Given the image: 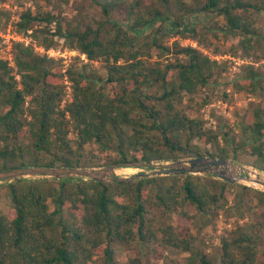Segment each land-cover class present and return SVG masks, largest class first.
Here are the masks:
<instances>
[{
  "label": "trees",
  "instance_id": "trees-1",
  "mask_svg": "<svg viewBox=\"0 0 264 264\" xmlns=\"http://www.w3.org/2000/svg\"><path fill=\"white\" fill-rule=\"evenodd\" d=\"M91 1L105 16L97 26L84 17L68 18L58 5L18 11L16 31L32 30L45 52L17 42L14 66L0 58V171L195 155L231 157L264 171V65L247 63L233 81L225 82L258 101L236 108L230 119L214 126L192 111L217 95L228 64L191 45L174 43L173 51L156 37L167 21L173 29H186L187 14L214 12L217 18L211 24H201L211 44L229 42L234 57L240 48L247 57L260 59L258 14L264 0ZM193 31L192 37L201 41L200 30ZM56 45L101 61L106 72L88 71L85 62H73L63 72L61 61L47 52ZM162 49L169 61H152ZM66 74L73 94L62 105ZM228 98L224 91L223 99ZM89 144L114 156L100 157L86 149ZM6 188L13 207L0 211V264H88L93 253H104L109 260L105 264H113L112 243L137 241L149 245L155 255L163 256L170 248L187 252L189 264H264V249L258 263L264 242V191L252 186L187 174L134 181L24 178L8 182ZM150 204L177 216L194 206L207 225L212 221L207 216L213 214L232 221L221 233L219 256L202 252L196 235H181L174 224L153 214ZM66 207L97 236L91 249L79 250L72 242L81 234L66 219ZM103 233L106 243L101 245L98 236Z\"/></svg>",
  "mask_w": 264,
  "mask_h": 264
},
{
  "label": "rangeland",
  "instance_id": "rangeland-1",
  "mask_svg": "<svg viewBox=\"0 0 264 264\" xmlns=\"http://www.w3.org/2000/svg\"><path fill=\"white\" fill-rule=\"evenodd\" d=\"M146 1V0H145ZM191 2L193 0H185ZM147 2V1H146ZM53 5H58L64 14L70 19H82L86 18L88 22L97 26L98 23L105 20V16L101 12L99 6L94 4L91 0H0V58H5L10 61V64L14 66V44L17 42H22L25 46H32L39 53H44V48L38 44L37 40L31 35L32 30L28 33L17 32L14 26V22L17 18V13L22 8L31 7L35 10L38 6L42 10H47L52 8ZM123 12V16L126 15ZM118 17H121L118 15ZM173 18V17H172ZM217 15L209 13L207 15H196L194 13L187 14L183 18V23L187 24L188 27L183 28V26L173 29L170 21L163 23L160 26L163 27L156 33V37L159 42L166 46H169L173 51H175L174 43H178L180 47L184 46H194L198 50L205 54H208L214 59L220 60V62H226L229 69L224 73L223 80L221 81V87L217 91V95L213 96L210 102L204 105H195L193 114H199L204 118H207L211 124L214 126L222 120L223 118L230 119L233 116V112L236 108L241 106H250L255 101H258L254 95H244L235 92L230 85L225 82L233 81L237 75L240 73L241 67L247 63H253L256 66L264 65V10L258 14L259 25L261 27V43L256 46V55L260 56L257 59L256 56L247 57L240 48H237L235 57L232 55L228 45L229 42L221 44L219 41L216 43L217 47L211 44L210 39L204 33L206 27H201V24L212 23L213 19H216ZM223 18H219V24H222ZM159 22L156 23L155 30H157ZM200 30L198 41L197 38H193L195 35L193 28ZM202 32V33H201ZM232 41V39H231ZM235 41H232L234 43ZM219 53H216V52ZM52 57L61 61L63 65V72L70 66L71 63L75 62L77 64L88 63V71L97 70L100 74H104L106 71L102 66L101 61H89L84 54H80L76 50H71L67 48H62L60 45H56L47 51ZM166 51L161 50L159 54L154 56L153 60H163L168 62V55L164 54ZM62 84L64 86V98L62 105L71 100L73 94L72 81L66 74L62 79ZM226 91L229 94L228 99H223V92ZM197 101H201L200 97H197ZM193 104V103H192ZM200 107L199 111L197 110ZM210 149V146H208ZM87 150H93L100 157L114 156L113 153L109 151L100 150L99 146L96 144H89L86 146ZM196 156V155H195ZM194 156H184L179 158H190ZM244 158V156H242ZM233 163L238 164L241 168L236 170L238 175L250 176L251 179H260L264 181V171L259 170L251 164L245 163L243 161L233 159L230 157ZM110 165V164H107ZM106 166L104 162H99L97 166ZM146 169H139L135 167H123L120 168L117 173L120 176H131L137 172ZM200 175V174H199ZM209 178H215L210 175H203ZM35 179H47L51 178H35ZM218 179V178H217ZM75 182V180H70ZM7 182L0 183V211L5 212L13 207L8 194V189L6 188ZM238 184H245L252 186L254 188L264 191L263 184L252 181V183L246 181H240ZM153 214L162 216L164 219L168 220L175 225L176 229L181 235L189 233L196 235L198 240L197 244L200 250L208 256L218 257L220 254V237L224 229L232 226V221H228L222 214L208 215V219H212L207 225L202 221L201 213L197 211L194 206L187 207V214L185 216H177L176 214L163 213L162 209L152 204L148 205ZM74 217H72V215ZM64 215L67 220L75 224L74 228L78 230L81 237L78 240H72V242L81 248L91 249L97 236L92 235L88 232L86 223L82 217H76L75 213H72L68 207L65 208ZM206 218V219H207ZM205 220V218H204ZM98 237L102 239L101 245L106 243V238L104 233L100 234ZM71 245V244H70ZM115 249L113 264H189V253L181 252L176 249H168L165 255H155L150 251L151 247L140 242H135L131 245H125L120 243H112L111 245ZM264 249V242L259 247L258 263H261L262 256L261 251ZM137 259L138 262H130L129 259ZM109 261L104 253H93L88 264H105ZM108 263V262H107ZM62 264V263H55Z\"/></svg>",
  "mask_w": 264,
  "mask_h": 264
},
{
  "label": "water",
  "instance_id": "water-1",
  "mask_svg": "<svg viewBox=\"0 0 264 264\" xmlns=\"http://www.w3.org/2000/svg\"><path fill=\"white\" fill-rule=\"evenodd\" d=\"M123 167L146 169L131 176H120L117 171ZM241 167L227 157L211 155H196L190 158H175L162 161L127 160L101 167H64V166H21L0 171V183L12 182L24 178H84L94 181H134L140 178L163 175H210L215 178L238 183L246 181L252 183L250 176L238 175ZM263 184L260 179L254 180Z\"/></svg>",
  "mask_w": 264,
  "mask_h": 264
},
{
  "label": "bare ground",
  "instance_id": "bare-ground-1",
  "mask_svg": "<svg viewBox=\"0 0 264 264\" xmlns=\"http://www.w3.org/2000/svg\"><path fill=\"white\" fill-rule=\"evenodd\" d=\"M254 180H257V179H253V181H254ZM257 183H259V182H257ZM259 184H261V183H259Z\"/></svg>",
  "mask_w": 264,
  "mask_h": 264
}]
</instances>
